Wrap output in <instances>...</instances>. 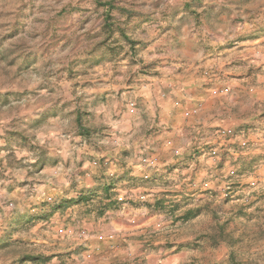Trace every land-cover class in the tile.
<instances>
[{"label": "rangeland", "instance_id": "rangeland-1", "mask_svg": "<svg viewBox=\"0 0 264 264\" xmlns=\"http://www.w3.org/2000/svg\"><path fill=\"white\" fill-rule=\"evenodd\" d=\"M104 1L0 0V264H264V0H108L110 10ZM161 55L194 61L213 97L188 114L232 120L197 127L191 148L170 147V160L150 149L136 155L137 182L114 170L127 149L68 173L78 143L64 136L101 139L131 119L132 94L155 96ZM136 137L143 145L152 136ZM93 171L115 182L110 196L85 190L82 176ZM133 199L135 212L147 204L161 225L112 242L107 215ZM85 223L105 232L103 251L79 248L89 244Z\"/></svg>", "mask_w": 264, "mask_h": 264}, {"label": "crops", "instance_id": "crops-1", "mask_svg": "<svg viewBox=\"0 0 264 264\" xmlns=\"http://www.w3.org/2000/svg\"><path fill=\"white\" fill-rule=\"evenodd\" d=\"M184 59L185 58H177L170 55H161V63L159 64L161 66H159L156 70L157 80L154 87H156L157 90L154 91V98H152L147 92L144 93L138 91L132 94L138 108L128 109L127 114L134 113L133 117L131 119L124 120L123 122L111 123L110 126L112 129L109 130H105L103 126L102 128L104 130L101 132V139L100 137L86 138V136H64L67 138L66 141L69 143V146H71L72 140L78 143L77 145L74 144L72 146L76 152V168L72 171L71 167L67 172L70 174L79 171L83 173L86 171L90 172L92 170V167L89 166L90 159L105 158L106 160L113 161L115 160V156L118 157L117 154L119 149H127L126 158L122 160L124 162V166L117 169L114 168V170L118 175L121 173L120 176H123L125 179L132 175L131 180H135V182H137L144 169L140 164L134 165L133 161H135L136 155H141L143 152L150 149L154 154L158 155L161 160H170L173 158V154H171L172 147H179L182 150H189L191 148V144L194 142L192 138L197 136L200 131L196 130L198 129L197 127H208L211 125L226 123L229 120L231 121L232 118L227 114L210 120L206 118L200 120L196 118L198 114L196 116L188 114L189 112L191 113L194 108H197L198 112L200 111V107H204L206 109V105L209 103L210 98L213 97L212 95H209V89H205L203 87L204 78L197 74V70L194 68V61ZM142 88L147 91L149 89L147 87ZM143 96L146 97L144 98ZM199 102H201V104ZM217 114H222V112ZM122 131H127L129 136H132L131 139L126 140L127 143H125V140L120 137V132ZM106 135H111L109 139L115 141L116 151H110L107 148L109 145L106 146L107 144H104L106 138L103 136ZM139 135H149L152 137L142 145L139 142V138H135V136ZM130 140H132V142H130ZM168 140L173 141L174 145L170 146L167 144ZM88 148H92L95 151L88 150ZM63 152V156H67V153L65 151ZM113 162L111 163L112 165ZM156 167L157 166L148 168H154L156 170ZM55 169L56 167H53L48 170L51 171V173H55ZM165 171L166 170H162V172ZM97 173V171H93L92 179L86 178L85 176L82 177L86 180V185L88 187L85 190L89 191V193H96V198L100 199L101 195H104V193L107 195V193L109 194L115 189L112 187L109 188L110 186H108V182H105L104 179H99ZM146 173L149 174L148 172H145V174ZM163 175L161 172L154 174V176L159 178L164 177ZM61 180L62 182L65 181V179ZM58 181L59 180L53 177L46 179L47 183H51L52 186L56 187L59 183ZM65 183H68V181H65ZM114 184L115 182L112 181L111 186ZM66 187L63 186L65 189ZM153 188L161 190L159 185ZM153 188H151L152 191H157ZM145 189L150 190L149 188L137 186L131 191L138 193ZM153 200L154 197H152L150 201ZM134 201V199L128 201L127 206L122 213L116 215L111 214V216L107 215L110 222L107 236L109 235L112 239L120 237H140L151 227L161 225V215L151 213L149 208L145 206L147 204L141 207L140 211L135 212L133 206L139 204ZM134 226L137 228H134ZM84 229L88 233L89 237H87L89 241H87L89 244H83L79 248L85 249L84 253H89L94 250L103 251L105 249V245L98 239L102 238L103 235H106L105 232L98 231L92 224L89 223H85ZM112 242H115V240L113 239ZM110 248H113L111 250L112 253H124V247H119L116 244H111ZM127 248H125V250H127ZM148 262L149 264H160L158 262L155 263L153 259ZM82 264L85 263L83 262ZM94 264L97 263L94 262ZM98 264L121 263L120 260H109L101 261Z\"/></svg>", "mask_w": 264, "mask_h": 264}, {"label": "trees", "instance_id": "trees-1", "mask_svg": "<svg viewBox=\"0 0 264 264\" xmlns=\"http://www.w3.org/2000/svg\"><path fill=\"white\" fill-rule=\"evenodd\" d=\"M97 1H99V0H97ZM101 5H107L108 10H110V9H112L114 7L113 4H112V2L111 1H108V0L107 1H104V2H101ZM112 25H113V22L111 21L110 14L107 13L106 16H105V18H104V24H103V26L104 27H107V28H110L112 30ZM120 34L125 38V40L127 41V43L131 46L132 45V42L128 39V37L125 35V33L123 31H121ZM112 181L113 180H111V181L108 182V184H109L108 186H110L109 188H111V187L114 188L115 187L114 185L111 186ZM79 195H80L79 196V199H82L83 198V196H82L83 194L80 193ZM110 195L111 194H108V196H110ZM27 257H28L29 260H33V261H35V259H38V256H32V255H30V256H27Z\"/></svg>", "mask_w": 264, "mask_h": 264}]
</instances>
